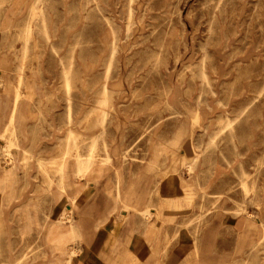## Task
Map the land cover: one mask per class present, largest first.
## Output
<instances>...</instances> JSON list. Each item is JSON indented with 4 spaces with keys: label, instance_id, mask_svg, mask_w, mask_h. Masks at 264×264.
I'll use <instances>...</instances> for the list:
<instances>
[{
    "label": "rangeland",
    "instance_id": "rangeland-1",
    "mask_svg": "<svg viewBox=\"0 0 264 264\" xmlns=\"http://www.w3.org/2000/svg\"><path fill=\"white\" fill-rule=\"evenodd\" d=\"M174 168L190 186L164 207ZM93 183L119 216L192 231L185 264H264V0H0L1 218L58 190L66 219Z\"/></svg>",
    "mask_w": 264,
    "mask_h": 264
},
{
    "label": "crops",
    "instance_id": "crops-1",
    "mask_svg": "<svg viewBox=\"0 0 264 264\" xmlns=\"http://www.w3.org/2000/svg\"><path fill=\"white\" fill-rule=\"evenodd\" d=\"M174 158L176 156L172 155L171 159ZM188 182L189 179L183 183L174 168L157 186V198L162 197L164 207L181 205L187 185L190 186ZM55 191V204L49 214L0 216V223L4 224L8 233L7 248H2L0 253L7 254L8 264H18L23 255H30V259L23 264H185L199 245L192 231L180 228L177 223L166 225L164 221L158 220L156 209H151L152 218L149 221L140 217L135 219L126 212L119 216L111 209L114 207V199L103 198V192L96 191L94 183L88 190V199L80 201L85 191L79 196V213L65 219L62 214L72 205L60 191ZM158 204L162 205L160 202ZM22 206L26 212L38 211V204L27 199L20 204ZM145 208L144 205L140 212H144ZM174 215L169 213L165 217L170 220L175 218ZM235 222L225 218L220 226H214L229 227L235 225ZM13 223L23 225L16 227ZM33 228L37 230L36 238L42 240V245L32 252L29 251L30 237L27 234L28 229ZM17 229H20L19 235L23 231L26 234L25 242L19 243V249H16ZM175 235L176 238H173ZM74 238H78V242L72 241ZM72 251H75V256L68 263Z\"/></svg>",
    "mask_w": 264,
    "mask_h": 264
},
{
    "label": "bare ground",
    "instance_id": "bare-ground-1",
    "mask_svg": "<svg viewBox=\"0 0 264 264\" xmlns=\"http://www.w3.org/2000/svg\"><path fill=\"white\" fill-rule=\"evenodd\" d=\"M33 17H34V16H33ZM33 19H34V18H33ZM67 84H69V83H68V79H67ZM12 118H13V116L11 117V119H12ZM90 164H92V163L89 162V165H90ZM81 166H82V164H81ZM66 215H67V214H66ZM64 216H65V215H64ZM71 258H72V256H71Z\"/></svg>",
    "mask_w": 264,
    "mask_h": 264
}]
</instances>
